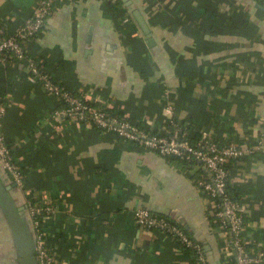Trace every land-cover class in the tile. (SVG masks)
I'll return each instance as SVG.
<instances>
[{"label":"crops","instance_id":"crops-1","mask_svg":"<svg viewBox=\"0 0 264 264\" xmlns=\"http://www.w3.org/2000/svg\"><path fill=\"white\" fill-rule=\"evenodd\" d=\"M39 1L0 0V26L13 33ZM24 47L52 83L146 132L177 124L192 143L205 133L219 145L261 141L228 161V192L243 207L247 250L264 253V0H61ZM26 72L0 65V132L25 186L0 164V264H20L7 209L30 231L28 198L54 209L43 230L59 264H197L193 250L137 225L140 208L174 218L209 264H237L197 186L203 165L53 117L64 102Z\"/></svg>","mask_w":264,"mask_h":264},{"label":"built area","instance_id":"built-area-1","mask_svg":"<svg viewBox=\"0 0 264 264\" xmlns=\"http://www.w3.org/2000/svg\"><path fill=\"white\" fill-rule=\"evenodd\" d=\"M59 1L61 0H40L31 15L13 33H8L0 26V65H9L14 61L24 63L30 81L42 84L48 92L60 98L65 107L55 111L53 117L65 116L74 123H90L96 128L114 133L118 137L136 143L141 148L153 151L162 157L176 156L203 165L206 176L197 182V186L204 196L213 201L214 216L220 226L225 228L226 233L229 234V243L233 248L237 264H262L264 253L254 255L249 252L242 239L243 207L239 201L233 200L226 190L229 179V170L226 165L229 159L260 152L263 149L262 142H255L245 148H240L233 142L219 145L205 133L192 143L189 133L177 124L173 125L177 129L176 132H172L170 129L159 133L146 132L129 121H118L105 108L91 107L85 99L70 94L57 84L52 83L38 62L28 55L24 43L37 37ZM4 112L5 108L0 104V122ZM0 164L11 176L15 186L25 190L23 172L1 132ZM26 205L33 232V251L36 264H59L49 247V236L43 230L45 221L50 218L54 209L49 205L39 206L33 203L31 198L26 200ZM134 220L137 225L150 230L162 231L172 237L180 246L193 250L197 264H209L201 245L191 239L174 218H166L140 208L134 212Z\"/></svg>","mask_w":264,"mask_h":264},{"label":"water","instance_id":"water-1","mask_svg":"<svg viewBox=\"0 0 264 264\" xmlns=\"http://www.w3.org/2000/svg\"><path fill=\"white\" fill-rule=\"evenodd\" d=\"M135 16L141 29L146 35H149V30L144 19L137 12H135ZM7 215L13 236L14 246L19 255L20 264H36L33 251L34 241L30 231L25 228L21 217L11 206L7 209Z\"/></svg>","mask_w":264,"mask_h":264},{"label":"trees","instance_id":"trees-1","mask_svg":"<svg viewBox=\"0 0 264 264\" xmlns=\"http://www.w3.org/2000/svg\"><path fill=\"white\" fill-rule=\"evenodd\" d=\"M90 104V103H89ZM90 106L92 107V104H90ZM108 112H110L118 121H120L119 119H118V117H117V115H119L118 113L116 114V112H114V111H109L108 110ZM119 138H121V137H119ZM121 139H123V138H121ZM124 141H127V140H125V139H123ZM165 158H167V159H169V160H178L179 162H181V163H183V164H190V163H193V162H195V161H186L185 159H183V158H179V157H176V156H168V157H165ZM230 160V159H229ZM229 163L230 162H228L227 163V168H228V166H229ZM228 185H229V182H227V186H226V190H227V193H228V195H229V192H228ZM32 202L33 203H35V204H37V205H39V206H42V205H40L41 204V202H38V201H33L32 200ZM161 216H163V217H168V216H165V215H161ZM181 226V225H180ZM182 227V226H181ZM182 229H183V227H182Z\"/></svg>","mask_w":264,"mask_h":264},{"label":"flooded vegetation","instance_id":"flooded-vegetation-1","mask_svg":"<svg viewBox=\"0 0 264 264\" xmlns=\"http://www.w3.org/2000/svg\"><path fill=\"white\" fill-rule=\"evenodd\" d=\"M30 234H31V236H32V239H33V232H32V230L30 229Z\"/></svg>","mask_w":264,"mask_h":264}]
</instances>
